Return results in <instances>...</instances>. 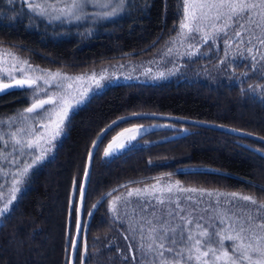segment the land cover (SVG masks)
<instances>
[{"label":"trees","instance_id":"16d2710c","mask_svg":"<svg viewBox=\"0 0 264 264\" xmlns=\"http://www.w3.org/2000/svg\"><path fill=\"white\" fill-rule=\"evenodd\" d=\"M183 13V0H129L113 20L55 29L34 24L28 14L0 0V45L42 68L80 73L150 58L176 34ZM249 65L242 61L235 67L246 69L234 73L233 65L221 57H194L166 79L119 82L94 93L70 114L53 155L30 173L3 216L0 264H70L68 244L74 240L78 211L75 188L94 139L121 116L177 115L264 138V97L254 89L257 82H264V75ZM27 102L25 89L0 95V116ZM140 124L156 127L126 151L105 157L109 140ZM105 137L94 152L87 185L85 206L91 215L83 217V240L78 245L86 248L83 264H144L137 237L112 199L160 178L247 194L264 206L262 142L156 118L126 121Z\"/></svg>","mask_w":264,"mask_h":264},{"label":"rangeland","instance_id":"374dc122","mask_svg":"<svg viewBox=\"0 0 264 264\" xmlns=\"http://www.w3.org/2000/svg\"><path fill=\"white\" fill-rule=\"evenodd\" d=\"M3 1L10 7L15 6L23 13L28 14L34 24H43L58 29L72 25L93 26L100 22L113 20L123 12L129 0H126L123 10L118 11L116 16L108 18L95 15L106 12L108 9H101L89 4L85 9L87 18L80 20L68 17L54 20L49 16L42 17L33 12L32 7L36 3H43V0H27V3H25V0H13L12 3H9L8 0ZM256 2L258 3V0ZM197 3L198 0H189V3H184L183 0L184 13L181 23L189 22V17L193 12L198 14L199 10L195 7ZM63 6V4H57V7ZM223 11L227 12L226 9ZM52 15H56V13H52ZM211 15L215 16V11ZM262 17H264V12L257 8L251 14L250 20L240 21L243 27H236L233 19L227 22V28L224 26L223 18L211 21L205 19L201 21L200 33L196 34L194 40L188 38V29H181L180 23L176 34L150 58L140 61L111 63L98 69L80 73L42 68L31 63L26 57L21 56L13 49L0 45V83H8L19 79L37 80V83L32 87L23 88L28 100L25 107L6 116H0V208H3L5 203L12 196H15V199L8 204L10 209L22 191L27 177L37 166L53 155L57 142L65 134V124L68 119L62 125L61 134L55 139H51L54 124H49L47 130H45L41 125L47 123V121L39 120L36 112L28 113L26 111L37 99L48 98L42 89L46 88L48 94H51L53 99L57 101L61 96H65L71 105L70 116L74 110L87 102L94 93L102 91L108 85L129 81L157 82L176 74L185 61L194 57H221L233 65L234 73L245 70L246 67L237 70L235 66L242 63V61H247L254 66L251 70L255 72V69H257L258 75L262 77L264 75V19ZM224 31L228 33L227 39L224 37ZM234 31L238 32L239 35H233ZM205 37L207 42H205ZM168 48L172 49L171 53L168 52ZM8 53L14 54L17 59L13 60ZM20 61H26L27 63L23 64ZM49 73L53 75L59 73V76H55L54 80L53 76L48 75ZM9 76L12 78L8 79ZM39 77H43V79H37ZM77 77L83 79L77 80L75 79ZM44 79L49 81L48 85H44ZM57 84H63L64 87L60 88ZM68 84H71L72 87L68 88ZM97 85L101 87L98 88ZM255 86V92L264 97V82L259 81ZM248 87H252V85H248ZM78 101L84 102L78 104ZM45 108L49 110V114L54 121L56 107L45 105ZM39 111L37 110V112ZM154 127L156 126L140 124L120 130L106 143L103 150L104 155L106 151L115 152L121 144L126 145L127 148L130 147L139 136ZM34 132L36 135H33ZM41 134H43L44 139L38 140L37 137ZM133 136H135V140H131ZM129 142L130 146H128ZM30 143L33 147L28 146ZM110 144L112 145L111 149H109ZM123 151H119L118 154ZM41 153H43V159L36 162L35 156ZM25 168H27L26 173L24 172ZM188 189H195V191H187ZM232 194H236L235 200ZM244 196L251 197L239 192L184 186L175 180L160 178L142 187H132L125 194L122 195L121 193L113 197L112 201L115 202L116 211L128 222L135 233L141 246V256L144 264H175L171 259L162 260L155 255V250L162 240L165 247H168L169 240L165 237L175 236L179 240L177 225L183 226L185 234L191 231L194 238L201 240V252L207 250L203 247L207 237L202 236L201 233L205 228H207L209 235L212 233V229L207 227L209 221L219 229V236L215 239L223 240L224 246L230 255L237 254V245L243 243L246 246L247 241H229L225 236V233H227V235L235 237L236 233L229 231V226L233 224L235 219H239V222L243 223L245 218L253 212H256L257 216L264 217V210L256 207L260 204L256 202V205H253L251 201L240 199ZM230 201L238 206L233 207V204L229 203ZM154 208L155 213L153 215ZM166 210L173 212L174 216H168L169 223L161 225L158 220L162 215L167 214ZM222 213H227V216L221 215ZM181 217H185V219L182 220ZM221 219L224 221L222 225L219 223ZM2 220L3 217H0V223ZM188 220H191L192 223L189 224ZM197 221L205 227L197 228ZM260 222V220H256L257 224ZM170 228H175L176 232L173 233L169 230ZM257 232L259 235L254 236L253 239L257 243L264 242L261 240L264 231L257 229ZM178 247L184 248V245L178 244ZM208 247L217 249V255L220 254L215 243L208 245ZM84 253L85 251H83V256ZM191 255L193 264H201V260H208V264H212L211 252L208 258L201 257V260H196L197 252L193 248ZM164 257H169L167 251L164 252ZM181 264H183V261ZM215 264H223V261L218 260ZM243 264L246 263L243 262Z\"/></svg>","mask_w":264,"mask_h":264},{"label":"snow or ice","instance_id":"6c2138e0","mask_svg":"<svg viewBox=\"0 0 264 264\" xmlns=\"http://www.w3.org/2000/svg\"><path fill=\"white\" fill-rule=\"evenodd\" d=\"M9 3H12L13 0H8ZM27 3V0H25ZM126 3V0H43V3H36L34 7H32V11L36 12L40 16H49L54 20H61L63 17H68L70 19L80 20L82 18H87V13L85 9L89 4L99 7L101 9H108L106 12L95 14L98 17L108 18L116 16L118 11L123 10V7ZM184 3H189V0H184ZM57 4H63V7H57ZM198 8V14L193 12L189 17V22H182L180 25L181 29H188L189 39H196V34L200 33L201 21L205 19L218 20L223 18L225 28L228 27V21L233 20L235 22L236 27H243V24L240 21H248L251 19V14L259 8L262 12H264V0H198V3L195 5ZM227 10L225 13L223 10ZM215 11L216 15L212 16L211 13ZM52 13H56V15H52ZM264 19V17H262ZM233 35H239L238 32L234 31ZM228 33L224 31V37L227 39ZM205 42L207 39L205 37ZM250 42V41H249ZM191 47V45H189ZM172 49L168 48V52L171 53ZM11 55L13 60L17 58L14 54L8 53ZM20 63L26 64V61H20ZM250 68H253V65H249ZM23 71V70H22ZM48 75L53 76L55 80V76H59V73ZM11 79L12 77H7ZM37 79H43V77H39ZM77 80L83 79L82 77L75 78ZM37 83L35 79H19L15 80V86L17 87H32ZM44 85H48L49 81L47 79L43 80ZM13 85L11 84H0V92L5 90L10 91ZM58 87L63 88V84H57ZM68 88H71L72 85L68 84ZM97 87H101L97 85ZM45 95L48 96L47 99H37L31 107L26 109L28 113H37V118L39 120L47 121L41 125V127L47 130L49 124H54V131L51 139H55L62 132V125L66 119L69 118V110L71 105L69 104L67 98L65 96H61L59 100H54L51 94H48L46 88L42 89ZM84 101H78L77 103H82ZM45 105H53L56 107L55 111V120L53 121L52 116L49 114V110L45 108ZM37 110H40L37 112ZM70 122V121H69ZM128 131V130H125ZM33 135H36L34 132ZM122 135V134H121ZM106 137H101L104 139ZM38 140H43V134L37 137ZM131 140H135V136L131 137ZM50 143V141H49ZM29 147H33L30 143ZM130 146V142L129 145ZM96 147V145H94ZM112 145H109V149H111ZM121 150H127L126 145H119L118 149L115 152H105V157L115 156ZM88 162L91 163L92 152L90 151L87 154ZM43 159V153L37 154L35 156V161L39 162ZM24 172H27V168L24 169ZM82 179L79 184L75 188V196L78 201L84 202L87 196V185H90L91 175L88 170H84L81 174ZM187 191H195V189H188ZM210 195V194H209ZM234 200L236 198V194H232ZM15 199V196H12L10 200H8L3 208H0V217L6 216L9 213L8 204L11 203L12 200ZM245 201H251L253 205H256V201L251 197L244 196L240 197ZM229 203L233 204V207H237L238 205L230 201ZM257 209L264 207L261 205H256ZM146 210V209H145ZM167 211L166 215H162V217L158 220V223L161 225L168 224V216H174V213L171 211ZM155 213V208L153 211V215ZM84 215H91L87 211L85 206ZM221 215L227 216V213H222ZM181 219H185V217H181ZM203 219V217H201ZM256 220H260V223H256ZM189 224L192 223L191 220L187 221ZM151 223V222H149ZM219 223L222 225L224 221L221 219ZM179 228V240L173 237H165L169 240V245L166 248L163 240L159 244V247L155 250V255L159 256L162 260L171 259L175 262V264H193V257L191 255L192 249L195 248L197 255L195 257L196 260H201V257H209V253H212L210 259L212 260V264H215L216 261L222 260L223 264H243L244 261H247V264H264V242L257 243L253 237L259 235L257 229L264 231V217L257 216L256 212L249 214L243 223L239 222V219H235L233 224L229 226V231L236 233L235 237L227 235L225 233L226 238L229 241L239 240V241H247L246 246L241 243L237 245V254L230 255L229 251L225 248L224 242L222 239H215L219 236V229L217 226L210 221L207 224L208 228L212 229L211 235H209L207 228L201 233L202 236L207 237L204 248L207 250L201 252V240L199 238H194L189 231L185 234L184 228L182 225H177ZM197 228H204V225H201L199 221L196 222ZM74 228L77 236L83 240V229L79 222V212L77 211V221L74 224ZM170 231L173 233L176 232L175 228H170ZM127 239V238H126ZM261 240L264 241V236L261 237ZM215 243L217 248L219 249V255H217V249H213L208 247V245ZM178 244H183L184 248H179ZM83 251L85 249H81L80 247H75L73 241H69L68 244V252L70 257H74L75 264H83L85 257L83 256ZM167 251L169 253V257H164V252ZM201 264H208V260H201Z\"/></svg>","mask_w":264,"mask_h":264},{"label":"water","instance_id":"95a60500","mask_svg":"<svg viewBox=\"0 0 264 264\" xmlns=\"http://www.w3.org/2000/svg\"><path fill=\"white\" fill-rule=\"evenodd\" d=\"M0 84H11L13 85L11 90H18V89H23V88H27L28 86H24V87H17L15 86V81L12 82H8V83H0ZM9 92L8 90H5L3 92H0V95H3L5 93ZM137 118H156V119H163V120H169V121H175V122H181V123H185V124H189V125H194V126H200V127H206V128H210V129H214V130H219V131H223L226 133H232V134H237L243 137H247L259 142L264 143V138L260 137L256 134L253 133H249L240 129H236L233 127H229L226 125H220V124H215V123H210V122H206V121H201V120H197V119H192V118H186V117H181V116H177V115H170V114H163V113H134V114H129V115H124L121 116L117 119H115L114 121H112L111 123H109L98 135L97 137L94 139L89 152H92V158H91V163L88 162V158H87V164H86V170L89 171L90 175L92 172V167H93V156H94V152L96 151V149L98 148L100 142L103 140L101 139V137H105L108 133H110L115 127H117L118 125L132 120V119H137ZM94 145H96V147H94ZM84 206H85V201L84 202H80L78 201V212H79V222L82 226L83 229V217H84ZM74 246L78 247L79 242H80V238L77 236L76 232L74 235ZM70 264H75V259L74 257H70Z\"/></svg>","mask_w":264,"mask_h":264}]
</instances>
